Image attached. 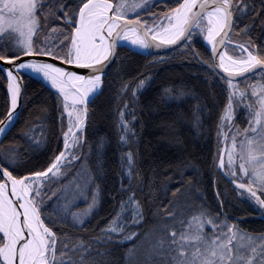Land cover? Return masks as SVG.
Segmentation results:
<instances>
[{"label":"snow or ice","instance_id":"6c2138e0","mask_svg":"<svg viewBox=\"0 0 264 264\" xmlns=\"http://www.w3.org/2000/svg\"><path fill=\"white\" fill-rule=\"evenodd\" d=\"M159 2L165 5L160 13L151 12L156 5L148 0H74V5L61 4L64 25H54L60 29L59 44L37 47L33 35L44 30L50 15L55 17L50 0H0V41L7 34L11 42L19 45L15 50L9 49L11 54L2 50L7 45L0 46V61H18L14 65L17 70L27 68L42 74L57 90L64 148L41 171L14 175L0 163V264H85V257H77L76 253L88 249L82 244L69 248L66 233L53 231L52 226L64 220L63 217L54 218L56 210L45 204L46 199H50L49 194L55 193L50 186L46 190L43 185L45 182L51 185L55 177L62 174V168L66 171L71 167V159L77 158L76 152L82 151L90 96L94 100L103 84L104 69L114 56L118 42L121 46H127V42L142 49L176 45L188 50L194 48V38L205 42L212 56L208 66L227 86V102L217 126V138L218 141L223 138L224 147L214 159L238 189L246 190L259 206L264 207V44L257 47L251 42H238L230 35L239 28L237 22L247 14L245 9H254L249 8L246 0L243 3L242 0ZM130 13L133 14L131 19ZM148 13L150 20L141 19ZM230 45H235L231 49L233 54H229ZM55 47L60 50H54ZM20 56L29 59L21 61ZM38 56L54 57L66 65L87 68L89 73L81 74L34 58ZM6 72L10 107L0 117V136L6 135L20 118L14 111L21 93L19 78L11 67ZM249 81L253 83L249 85ZM139 83L143 84V80ZM241 83L245 85L243 89ZM249 86L254 100L246 95ZM234 101L245 107L247 127L233 123ZM64 119L67 120L66 130ZM5 120L7 124H4ZM122 128H127L123 117ZM73 147L76 152L72 151ZM17 158L15 150L9 156H0V160L10 164ZM126 159L130 168L131 153ZM82 193L83 189L77 195ZM96 203L94 194L82 213H72L74 226H84V217ZM126 204L134 205V216L143 219L142 209L130 187L126 199L121 200V208ZM162 208L166 209L168 205H156L157 211ZM162 215L167 219L161 224L162 234L157 246L167 256V264H264V234L249 237L253 243L241 249L234 243L240 232L237 225L203 204L196 206L187 218L177 216L173 211L162 212ZM119 219L120 213H117L109 222L106 230L109 235L124 233ZM206 227L210 231H205ZM135 234L130 231L120 239H130ZM257 240L259 244L255 243Z\"/></svg>","mask_w":264,"mask_h":264},{"label":"trees","instance_id":"16d2710c","mask_svg":"<svg viewBox=\"0 0 264 264\" xmlns=\"http://www.w3.org/2000/svg\"><path fill=\"white\" fill-rule=\"evenodd\" d=\"M66 1L74 5V0L61 4ZM246 3L254 11L245 9L247 14L240 17L239 28L231 36L259 47L264 44V0ZM155 5L152 13L164 11L163 3ZM57 12L63 20L64 9L59 6ZM4 45L8 47H3V52L11 54L10 39L0 41V46ZM211 59L209 49L196 38L192 50L176 48L164 55H144L127 47L116 49L102 90L88 105L82 151L77 152L71 167L66 171L62 168L60 178L44 186L55 193L49 194L45 204L56 210L54 218L64 220L50 226L58 234L66 233L69 248L82 244L88 249L76 253L85 257V264H138L139 255L149 251L162 234L161 224L167 219L162 212L173 211L187 218L201 204L221 213L244 235L264 234V208L238 189L214 159L219 150L217 126L227 102V86L212 74L208 66ZM21 76L24 96L20 118L0 143V156L16 151L18 158L11 164L0 160L14 175L45 169L63 150L57 92L39 78ZM9 106L7 79L0 68V117ZM122 117L126 129L122 128ZM234 123L246 127L244 111L239 110ZM63 126L66 130V119ZM129 187L143 219L126 228L125 233L134 231V236L120 239L123 234L109 235L105 230L121 209ZM81 189L83 193L77 195ZM94 194L97 203L84 217V226H74L72 213H82ZM157 204L168 208L157 211ZM167 259L162 264H167ZM147 261L159 264L157 258Z\"/></svg>","mask_w":264,"mask_h":264},{"label":"rangeland","instance_id":"374dc122","mask_svg":"<svg viewBox=\"0 0 264 264\" xmlns=\"http://www.w3.org/2000/svg\"><path fill=\"white\" fill-rule=\"evenodd\" d=\"M61 1L62 0H50V2L52 4L51 11L55 13V17L50 15L49 16V22H48L47 25L44 26V30L41 31L38 34H34L33 35V40H34L35 44H38L37 47H42L44 44H48L49 46H56V45L59 44L58 37H59L60 29L59 28H54V25L58 24L61 27L64 25L63 20H61L58 17V12H57V9L60 6ZM156 2H159V0H148V3H156ZM60 9L62 10L61 7H60ZM132 17H133V14L130 13L129 14V18L131 19ZM141 19L150 20V13L144 15V17H141ZM38 36H40L39 37L40 38V42H38V40H36V37H38ZM4 38H8L9 39L7 34H4ZM238 42H248V41H238ZM11 44H12V50H15L16 48L19 47V45H15L13 42H11ZM233 47H235V46H233V45L229 46V54H233L232 51H231V49ZM54 50L59 51L60 49H59V47H55ZM252 83H253V81H250L249 85H251ZM240 87L243 89L245 87V85H243V86L240 85ZM246 95L248 96L249 99H252V100L255 99V97L251 95V87L250 86L247 89ZM239 110L244 111L245 114H246L245 107L243 105L236 104L235 101H234V112H235V115H234V118H233V123H234V120H235L236 115L238 114ZM65 115H67V114L65 113ZM246 118L248 119L247 115H246ZM246 127H247V124H246ZM224 130H227V129L225 128ZM229 135H231V133H229ZM238 139H239V137H238ZM229 146H230V141H229ZM223 147H224L223 138L221 137L220 140H219V148H218L219 150L217 152V155L219 154L220 150ZM72 151L76 152V148L73 147ZM76 155H77V152H76ZM69 159H71L70 156H69ZM76 159H71V164L73 162H75ZM226 159H227V155H226V152H225V160ZM225 168H227V163L225 164ZM221 171H223V173H224L223 169H221ZM61 176H62V174L61 175H57L55 177V179H58ZM46 181H47V179H46ZM45 184L46 183H44L43 187L45 186ZM133 208H134V205H125L123 208H121L119 210L118 213H120V219H119L118 223L122 224V226L124 228V233H115V234H120V235L123 234L124 235V234H126L125 232H127L126 228L128 227V225L136 224V223L139 222L140 219L135 217L134 214H133ZM207 228L208 227H206L205 230ZM106 230H107V228H106ZM106 233L109 234L107 231H106ZM249 237H251V236H247V235H244L241 232H239L237 240L234 241V243H236L241 249H244L249 244L253 243V240H250ZM255 243L259 244L260 241L257 240V241H255ZM151 257L157 258L159 260V264H162L163 261L166 258V255L162 254V250L157 246V242H153L152 246L149 247V251L140 254L139 257L137 258V262H138V264H152L149 261H147Z\"/></svg>","mask_w":264,"mask_h":264},{"label":"water","instance_id":"95a60500","mask_svg":"<svg viewBox=\"0 0 264 264\" xmlns=\"http://www.w3.org/2000/svg\"><path fill=\"white\" fill-rule=\"evenodd\" d=\"M231 35V34H230ZM149 39H151V37L149 36ZM127 44V42H125ZM119 47H127L129 48L130 50H133L135 52H138V53H141V54H144V55H149V52H151L152 54L150 56H154V55H164L166 53H169L170 51L174 50L177 48L176 45H170V46H162L161 48L157 49L153 46H150L148 49H142L140 47L136 48V47H131L129 46V44H127V46H121V43L118 42L117 44V48ZM116 48V49H117ZM208 48V47H207ZM223 50V49H221ZM212 57V56H211ZM34 58H37V59H42V60H46L48 62H52V63H55L57 64L58 66H62V67H65L69 70H72V71H77L78 73H81V74H88L89 73V69L87 68H82V67H79V66H76V65H66L64 64L62 61L60 60H57L55 59L54 57H48V56H43V57H34ZM27 59H29L28 56H20V60L21 61H26ZM114 59H115V54L114 56L111 58L110 62H107V66L105 67L104 69V72L107 73L109 72V70L111 69L112 67V64L114 62ZM18 61H12V62H9V61H0V68L4 71L5 75L7 76V72H6V69L11 67L14 74L18 75V82L20 83L21 85V93H20V97H19V102H18V105H17V109H15L14 111L19 113L20 114V111H21V108H22V105H23V96H24V81H23V77L21 76V74H27V75H31L29 73L26 72L27 68L25 69H20V70H17L14 65L15 63H17ZM222 72V69L220 70ZM105 75V76H106ZM224 75H227V74H224ZM247 75V74H246ZM105 76L102 77V80H104ZM237 79H240L239 77H237ZM44 82V81H43ZM45 83V82H44ZM46 84V83H45ZM47 85V84H46ZM49 86V85H47ZM102 86L103 84L100 86V89L97 93V95L101 92L102 90ZM51 89H53L55 92H57L56 89L52 88L51 86H49ZM7 92H8V95H9V100H10V92L8 91L7 89ZM96 95V96H97ZM95 96V97H96ZM93 99L90 98V102L92 101ZM10 107V106H9ZM87 117H88V113H87ZM87 122V120H86ZM8 121L5 120L4 121V124H7ZM16 123V121L14 122V124ZM85 126H86V123H85ZM85 128V127H84ZM9 132V130L7 131V133ZM6 135H3V136H0V143L1 141L3 140V138L5 137ZM64 150V148H63ZM51 175V174H49ZM47 178V177H46ZM246 191V190H244ZM264 208V207H263Z\"/></svg>","mask_w":264,"mask_h":264},{"label":"bare ground","instance_id":"6f19581e","mask_svg":"<svg viewBox=\"0 0 264 264\" xmlns=\"http://www.w3.org/2000/svg\"><path fill=\"white\" fill-rule=\"evenodd\" d=\"M127 44H129V46H131V47H136V48H138L137 46H132L130 43H127ZM233 46H235V45H233ZM26 72L29 73V74H31L32 76H34V77H36V78L41 79V80L44 81L47 85L51 86L50 82L47 81V80H45V79L43 78L42 74H38V73L32 72V71L29 70V69H27ZM90 98H91V96H90ZM83 130H84V129H83ZM66 155H68V154L66 153ZM46 179H47V178H45V180H46Z\"/></svg>","mask_w":264,"mask_h":264},{"label":"flooded vegetation","instance_id":"af4514ba","mask_svg":"<svg viewBox=\"0 0 264 264\" xmlns=\"http://www.w3.org/2000/svg\"><path fill=\"white\" fill-rule=\"evenodd\" d=\"M62 1H63V0H62ZM62 1H61V3H63ZM69 3H70V2L66 1V3H64L63 5L66 6V4L68 5Z\"/></svg>","mask_w":264,"mask_h":264}]
</instances>
